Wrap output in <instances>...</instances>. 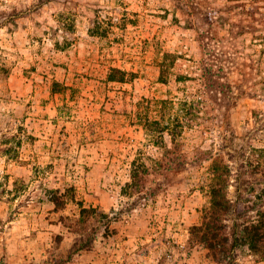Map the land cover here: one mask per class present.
<instances>
[{
	"label": "rangeland",
	"instance_id": "374dc122",
	"mask_svg": "<svg viewBox=\"0 0 264 264\" xmlns=\"http://www.w3.org/2000/svg\"><path fill=\"white\" fill-rule=\"evenodd\" d=\"M206 64L191 120L181 100L197 88L178 78ZM160 114L181 116L183 150L202 158L129 196L133 161L161 154L145 128ZM0 142L13 148L0 151V264L8 248L11 264H216L188 253L209 156L242 194L264 185V0H0ZM257 258L244 248L237 264Z\"/></svg>",
	"mask_w": 264,
	"mask_h": 264
},
{
	"label": "trees",
	"instance_id": "16d2710c",
	"mask_svg": "<svg viewBox=\"0 0 264 264\" xmlns=\"http://www.w3.org/2000/svg\"><path fill=\"white\" fill-rule=\"evenodd\" d=\"M200 69L202 71L200 75L186 74L178 78L192 81L189 86L197 88L192 89L191 92L187 91L186 97L181 100L187 105V113L192 115L191 120L193 114L199 111L202 102L199 91L203 92V87H212L211 83L214 81L211 75L212 68L209 65L206 64ZM113 70L127 73L120 68ZM165 71L164 68L163 78H166ZM110 79L124 81L126 77L123 75L117 78L112 74ZM212 89L218 93L222 92L218 87ZM171 101L161 100V102ZM162 119H165L164 114L156 116L153 120L148 118L145 122V128L154 136L161 154L157 157L144 156L133 161L131 180L124 186V193L129 196L139 198L156 196L163 191L167 176L179 175L188 166L202 158L199 152L193 154L183 150L182 138L186 124L181 120V116H177L173 126L168 123L164 125ZM166 131L171 135L170 141L165 138ZM2 145L3 143L0 142L2 152L13 149L12 146ZM209 157L213 158L208 190L210 205L203 211L201 221L190 227L188 253L190 255L201 253L216 264H237L240 252L248 248L258 257L257 260L264 259V185L257 187V184L249 181L244 188L248 195L242 194L243 186L234 182L239 181V174L234 171L232 164L227 162L221 154ZM234 174L238 175V178H234ZM180 183L176 180L175 184ZM231 187H235L234 193L231 192ZM65 199L64 194H59L58 191L51 197L58 207L65 204ZM96 211L95 207H82V213L87 216Z\"/></svg>",
	"mask_w": 264,
	"mask_h": 264
},
{
	"label": "crops",
	"instance_id": "0c3cea01",
	"mask_svg": "<svg viewBox=\"0 0 264 264\" xmlns=\"http://www.w3.org/2000/svg\"><path fill=\"white\" fill-rule=\"evenodd\" d=\"M0 250H2L1 247H0ZM6 251H7V254H6L7 259H5L4 262L1 264H11L13 261L12 258L15 257L14 255L10 254V252L12 251L11 248H8Z\"/></svg>",
	"mask_w": 264,
	"mask_h": 264
}]
</instances>
